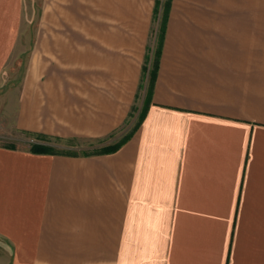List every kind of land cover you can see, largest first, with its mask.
<instances>
[{"label":"crops","instance_id":"obj_1","mask_svg":"<svg viewBox=\"0 0 264 264\" xmlns=\"http://www.w3.org/2000/svg\"><path fill=\"white\" fill-rule=\"evenodd\" d=\"M43 1L13 127L93 150L0 144V264H264V0Z\"/></svg>","mask_w":264,"mask_h":264},{"label":"rangeland","instance_id":"obj_2","mask_svg":"<svg viewBox=\"0 0 264 264\" xmlns=\"http://www.w3.org/2000/svg\"><path fill=\"white\" fill-rule=\"evenodd\" d=\"M44 4L43 0H25V8L23 13V23L21 26V41L17 46V57L15 61L11 63V65L16 66V75L22 74L25 66L28 62L29 56V43L27 42L25 45L23 43L24 34H31L32 39H34L35 35L39 32V19L41 14V7ZM156 41V36H155ZM33 41L31 46L33 48ZM156 47V44H155ZM25 51V52H23ZM19 56V57H18ZM13 72V71H11ZM16 76V77H17ZM148 76V75H147ZM7 73H5V77L3 80V84L0 85V144L1 145H18V146H31L34 143H40V137L31 135L28 132H22L15 130L13 127V116L16 112V101L20 92L21 85H7ZM150 81V74H149ZM145 81V77L143 78ZM145 82L143 85H146ZM132 126H128L126 133L132 130ZM118 138V143H119ZM78 144V143H77ZM116 144V143H114ZM47 145V144H44ZM86 146L76 145L75 142H67V141H55L53 145L50 146L54 151L57 152H67V153H87L92 152V147L89 143L85 144Z\"/></svg>","mask_w":264,"mask_h":264},{"label":"trees","instance_id":"obj_3","mask_svg":"<svg viewBox=\"0 0 264 264\" xmlns=\"http://www.w3.org/2000/svg\"><path fill=\"white\" fill-rule=\"evenodd\" d=\"M158 53V51H157ZM157 71H156V66L155 68H153V71L150 72V86L152 88V84L154 82V79L156 77ZM122 142V141H121ZM121 142L115 144V145H111L109 146L106 151H112V150H116L120 147ZM31 151L36 152V153H56V151H54L50 146L48 145H44V144H40V143H34L31 145Z\"/></svg>","mask_w":264,"mask_h":264}]
</instances>
